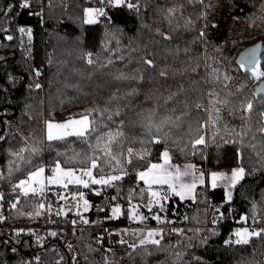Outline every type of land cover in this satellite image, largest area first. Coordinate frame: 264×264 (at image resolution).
Returning a JSON list of instances; mask_svg holds the SVG:
<instances>
[{
    "label": "trees",
    "instance_id": "trees-1",
    "mask_svg": "<svg viewBox=\"0 0 264 264\" xmlns=\"http://www.w3.org/2000/svg\"><path fill=\"white\" fill-rule=\"evenodd\" d=\"M21 2L22 0H0V135L6 136L5 141H0V173L5 177L0 179V184L5 195L3 203L7 224H29L43 215L37 217L20 214L34 211L32 204L38 203L39 199L31 196L27 199L32 203H26L21 196L17 208L10 207V202L15 200L11 186L26 178L21 172L7 178L10 159L8 149L16 151L24 146L21 136L30 138L29 146L38 144L42 149L33 157L34 162H42L45 167H50L54 166L55 160L60 159L62 166L81 167L78 162L64 165L66 157H58L57 152L72 155L71 149L79 152L86 146L74 136L49 143L45 138V122L48 120L77 118L80 113L89 109H103L106 106L113 111L118 107L121 116L115 119H124L126 125L139 119L137 112L154 107L157 108V120L188 111V115L177 122L179 127H173L169 132L167 147L173 163H194L205 167L222 165L237 156L235 147L240 143H225V140L231 141L233 137L224 135L222 139L217 134L216 144H213L210 140L213 130H206L201 134H206L208 146H197L202 149V154L200 151L193 154L190 145L184 151L177 150V145L172 141H178L179 147L183 148L188 143V136L185 135L188 125L191 123L195 128L196 122L203 123L208 119L207 112L197 110L191 102L199 101L204 108H209L208 100L211 98L208 92L212 88L219 91L223 84H227L235 93L229 99L235 101L237 106L241 101L246 103L251 100L253 103L250 114L234 110L233 115H229V106L221 107V115L237 131L243 124L240 119L242 115H250L255 122L259 119L256 114L264 110V97L256 95V88L262 80L256 79L252 71L245 72L244 67L236 61L239 53L246 47L259 41L264 43V22L258 19L264 16L261 9L264 0H211L215 7L209 11L211 25L207 27V35L203 38H198V35L205 24L198 17L204 8L199 3L189 4L187 0H139V13L126 6L101 4L100 0H30L31 6L24 9L19 7ZM8 4L14 6L13 11L4 16ZM91 6L104 8L107 16H100L93 24L84 23V10ZM172 7H177L178 10L165 19L167 9ZM185 18L193 21L188 29L184 27ZM21 27L31 29V36L27 32L21 33ZM10 35L13 38L8 40L6 36ZM164 35L171 36V39L165 40ZM87 53L92 54L94 63L91 65L87 63ZM144 60H152L154 66H148L143 63ZM257 67L259 71H264V53ZM213 69L217 70V79L210 84ZM36 70L40 71L39 76L35 74ZM161 71L167 75L161 76ZM121 74L135 75L137 79H116ZM225 76L230 79L225 81ZM37 83L41 88H35ZM132 89L136 91L129 95ZM237 89L240 91L237 92ZM172 93L177 95L165 104V98ZM112 96L117 99L107 104ZM185 100L190 102L188 109L184 108ZM172 109L176 111L173 113ZM94 115L97 119L100 118L98 114ZM140 131L138 127L126 129L127 134L133 137L139 136ZM217 144L220 146L217 147ZM129 146L136 150L145 147L139 143L126 142L125 151ZM165 146L164 143L148 145L151 154L145 156L144 160L133 156L132 164H125L130 175L115 182L120 188L119 194L116 188H107L100 196L88 189L79 188L85 192V199L92 205L84 213L90 223L65 236L66 241L70 240L75 246L81 264H103L105 255H109L118 264H144L140 256H136L134 262L130 260L125 255L130 249L117 243L121 237L115 234L109 236L105 230L114 226L113 233H117L125 228L158 226L161 223L151 219L154 214L172 221L161 224L166 228L162 244L167 247L169 243H173L175 247L149 257L147 264L165 261L166 264H173L176 257L170 253L174 252H181L183 261L188 264H196L193 257H200L202 264H259L261 251L264 249L263 235L259 238L252 237L248 244L225 243L234 239V230L241 225L242 217H247L251 224L264 225V170L254 171L264 169V163H258L257 160V164L245 168L246 175L238 182L231 200L227 199L223 187H211L199 193L196 201L170 198L163 212L157 206L153 207L151 213L147 208L141 207L139 211L149 217L142 223L133 222L126 215L106 221V217L111 214L112 205L120 204L123 209H128L129 205L124 197L129 188H137L138 191L139 188L147 187L143 181L137 184L133 170H144L149 162L158 160ZM28 155L26 152L25 156ZM110 172L120 174L105 166L104 173ZM94 173L100 175L99 172ZM76 187L70 185L67 193L75 191ZM62 191L60 187H52L48 194L52 203L57 201L54 193ZM112 196H118V199L112 201ZM105 197L109 199L106 201ZM147 199L145 193L143 202L136 196L132 203L146 204ZM99 206H103L105 211H97ZM200 206L210 209L212 215L218 218L216 223L211 218L210 226H192L191 211ZM221 213L224 215L219 218ZM95 221L100 223H91ZM172 226H180L179 229L184 230L178 235V241L173 240ZM196 229L200 231L196 232ZM211 231H215L216 235H211ZM100 237H103L102 243H97ZM204 237H207V242L201 244ZM125 238L132 240V237ZM88 244L96 251L89 252L86 247ZM189 244L193 247H186ZM18 245L20 244L0 227V264H21L22 261L37 264L35 257L38 252L32 240L26 239L17 251H12ZM106 248H111L112 252L106 253ZM60 255L64 256L61 264H72L71 257L74 254L67 250L60 254L47 252L40 257L38 264H56Z\"/></svg>",
    "mask_w": 264,
    "mask_h": 264
},
{
    "label": "snow or ice",
    "instance_id": "snow-or-ice-1",
    "mask_svg": "<svg viewBox=\"0 0 264 264\" xmlns=\"http://www.w3.org/2000/svg\"><path fill=\"white\" fill-rule=\"evenodd\" d=\"M189 4L199 3L203 6L204 11L200 14L198 19L204 21L205 27L199 30L198 38L206 37L207 35V27L211 25V21L208 19V14L211 9L215 7L211 3V0H187ZM101 4L107 3L112 7L126 6L129 10H135L139 13L140 10V2L136 0H100ZM30 0H22L19 7L21 9L29 8ZM13 5L8 4L6 6V10H4V16H7L11 11H13ZM182 7V5L180 6ZM262 11H264V5L261 6ZM177 7H172L167 9V15L165 19H168L170 16L174 15L177 11ZM32 14V13H30ZM39 15V13H36ZM84 23L93 24L96 23L95 17L99 16H107V12L104 8H87L84 10ZM259 20L264 22V16L258 17ZM171 22V21H169ZM193 21L191 18L184 19V27L188 29L192 26ZM21 33L27 32L29 36H31V29H25L23 27L19 28ZM159 31V30H157ZM163 35V34H162ZM13 37L8 36L7 39L11 40ZM163 38L165 40L171 39V36L164 35ZM187 51V50H186ZM256 49H250L248 52H245L240 57V65L244 67L246 65H258V61L255 58ZM88 59L87 63L89 65L93 64L94 61L91 58L92 54H86ZM111 63V60H109ZM143 63L148 66H154L152 60H144ZM103 67V66H101ZM139 71V70H137ZM216 69H213L210 74L209 83L211 84L213 80L217 79L216 77ZM37 76L40 75V71L36 70L35 73ZM161 76H166L167 73L161 71ZM252 75L259 79L260 77H264V71H259L258 67H253ZM116 79H132L135 80L137 77L135 75L127 76L121 74L116 77ZM225 81L229 80L230 77L225 76L223 78ZM35 88H41L39 83L35 84ZM135 89H132L128 94H134ZM237 92L240 89L236 90ZM223 93V95H222ZM177 93L170 94L167 98H165V104L168 101L173 100ZM235 93L232 92L231 89L228 88L227 84H223V86L219 89L212 88L208 92V96L211 98L208 100L209 108H204L203 103L196 101L191 102L197 110L206 111L208 114V119L203 123H197V126L193 128L192 124L188 125V132L185 134L188 136V143L184 145L183 148L179 147L178 141H172L173 144L177 145V150L184 151L191 146V150L193 154L197 151H200L202 154V149L197 146L207 147L208 143L205 139L204 133L206 130H213V135L210 137V140L213 144H216V135H221V138H224V135H230L233 137L231 141L225 140V143L228 142H238L241 145V148L248 147L256 152L258 162H264V110L259 111L256 115L259 117L255 122H253L252 117L250 115H242L240 119L243 121V124L239 126V131L235 127H232L227 120L223 118L221 115V107L227 105L229 106V115H233L234 110H240L244 113H252L253 111V103L251 100H248L246 103L241 101L237 106L236 102L229 99ZM116 96H112L107 104H111L114 100H116ZM179 103V101H178ZM184 108L188 109L190 102L185 100L183 102ZM219 105L220 107H217ZM262 105H264V99H262ZM173 113L176 111L175 109L171 110ZM94 113L99 115V119L94 115ZM157 108H151L146 110H141L136 113V116L139 118L135 122H129V124H125L124 119L116 120L115 117L121 116V111L117 107L115 111H113L110 107L101 108H92L87 110L85 113H80L79 118L71 117L64 121L63 123H54L51 120L45 122V138L51 143L53 141H64L67 137H76L77 140L80 141L81 144L86 147L81 151L77 152L75 149H71L72 155H67L66 153L57 152V156H65V160L63 161L64 165L71 164L73 162H78L81 167L72 168L62 166L61 160L57 159L54 162V166H52L48 171H50V175H45L46 168L44 164L36 163L33 160V157L38 155L42 149L38 146V144H33L31 146L28 145L29 137L21 136V140L24 142V146L20 147L18 150L13 151L12 149H8V156L10 157L8 162V179L12 178L14 173L21 172L25 175V179H20L18 183L13 184L11 186L12 193L15 196V200L10 202V207L12 209L17 208V204L19 203L20 197L23 196L25 198L26 203H32L27 198L29 196L39 199L38 203L32 204L34 208L33 212L23 213L21 215L28 216H41L43 211L46 208L45 203L43 202V198L45 196L46 190H51L52 186H59L63 190H68L70 185L77 186L75 191L68 192L65 194L64 191L59 193H54L57 196L58 201H64L65 204L61 205L58 209H53V205L51 202L47 205L48 213L55 214L57 216L64 215L67 216L69 212L73 210L72 207H68L65 209V205L68 200H75L77 203L75 204V215L79 217V221L83 224L87 225L90 221L84 216V213L88 212L92 205L89 200L85 199V192L80 191L79 188L88 189L90 192L95 194L96 196H100L101 192L106 190L107 188H116L117 193L119 194L120 188L116 185L115 182L122 181L126 176H129L130 173L126 169L125 164H132L133 156H135L139 160H144L145 156L151 154L150 148L148 145L152 144H161L164 143L165 149L161 153V158L163 159V164L161 163H151L147 165L144 170L134 169L135 175L137 177V184L139 181H143V183L147 186L146 188H129L127 195L124 197L128 202V209L125 210L122 208L120 204H115L110 207V216L106 217V219H118L121 215H126L127 218L133 222H143L149 217L144 216L139 209L141 207L147 208L148 212H152L154 206H159L161 212L165 211L166 203L170 198V196H178L181 200H184L186 196L190 195L192 191L196 187L197 181L200 184L204 183V173L201 172L199 177L195 176L192 171L195 166L194 165H185L184 172H181L179 167L173 166L170 163L171 157L169 153V149L167 147L169 132L173 127H179L178 121L182 120L183 116L188 115V111H184L181 115H177L173 117L172 115H167L164 117L156 119ZM7 123V122H5ZM138 127L141 131L139 136L133 137L127 134V128ZM140 137H143L142 139ZM14 138V137H13ZM183 137H181V140ZM6 136L0 135V141H5ZM127 143H139L144 145L140 150H136L133 147H127L125 151V144ZM220 145L217 144V147ZM259 146V151L257 148ZM29 153L28 156H25V153ZM248 159L251 160V156H248ZM107 166L112 169L113 172L118 171L119 175H114L108 173H104V167ZM26 169V171H25ZM174 169V171L172 170ZM264 169H254V171H261ZM94 172H99L100 175H94ZM192 176L191 183L182 182L181 176ZM246 175L245 168L243 166L234 168L231 170V174L228 175L224 172L213 171L209 173V177L211 180V186L215 188L217 186L218 181H225L226 187H235L236 184L242 180ZM0 179H5L3 174L0 173ZM153 185L159 186V190H154ZM93 186H100L98 188ZM164 186H167V190H164ZM19 190V191H17ZM145 193H147V203L136 204L132 203V200L139 196L141 201L143 202ZM195 199V197H192ZM228 200H231V193H228ZM5 199L4 193L0 192V202H3ZM109 198L105 197L107 201ZM112 201L118 199V196H112L110 198ZM0 207H2V203H0ZM255 207V205H254ZM82 208V211H81ZM97 211L103 212L105 208L103 206L97 207ZM217 211H219L217 209ZM223 213L220 214L219 218L223 217ZM6 217L0 216V220H4ZM151 219L157 221L158 223H172V221H167L166 218H162L159 214H154L151 216ZM187 219V217H185ZM218 218L214 217L213 223H216ZM243 220H247V217H242ZM51 223H55V221H50ZM73 225V230L75 231V225L77 224L76 220L71 221ZM91 223H100V221H95ZM20 231L18 230L17 234ZM108 235H119L121 238L117 241L121 246H127V249L130 251H126L125 255L132 260L133 262L136 259V256H140L143 260L144 264H147V259L149 257L155 256L158 252H168L169 249L174 248L175 244L169 243L167 247L162 244V240L164 238V230L163 229H148L146 232L144 229H122L120 232L112 233L108 230ZM183 229H171V232H175L180 235L183 233ZM199 229H196V232H199ZM34 234V233H31ZM211 235H216L215 231H211ZM48 235L51 237H57L59 235L56 231H49ZM264 235V228L259 230L250 231L248 228H239L236 229L233 233V236L236 237L235 240H227L226 244H248L250 242L251 237H261ZM125 237H132V240L126 239ZM156 237H160L157 239ZM191 239V238H189ZM38 242L43 240L42 237L37 238ZM103 237L97 239V243H102ZM207 237H204L200 243H206ZM149 245L153 246L152 248ZM87 249L89 252L96 251L93 249L91 244H88ZM186 247H193V245L189 244ZM68 250L73 251V245H67ZM139 249V252L137 251ZM12 251H16L15 248ZM55 251V249H53ZM106 253H111V248L105 249ZM170 255H174L176 260L173 261V264H188V262L183 261V254L181 252L170 253ZM87 261V256L84 257ZM35 260L40 261V257L37 255ZM193 260L196 261V264H202L200 257H193ZM64 261V256L60 255V259L56 261V264H61ZM72 264H78L77 258L75 255L71 257ZM21 264H30V262L22 261ZM103 264H118L117 261L111 259L109 255H105L103 258ZM160 264H166L165 262H160Z\"/></svg>",
    "mask_w": 264,
    "mask_h": 264
},
{
    "label": "built area",
    "instance_id": "built-area-1",
    "mask_svg": "<svg viewBox=\"0 0 264 264\" xmlns=\"http://www.w3.org/2000/svg\"><path fill=\"white\" fill-rule=\"evenodd\" d=\"M0 155H1V148H0ZM51 167L52 166L46 167L47 173H50L48 169H50ZM208 168L209 166L200 167L199 171L206 173L208 171ZM0 192L3 193L1 189V184H0ZM0 203H2V207H0V216L6 217L4 203L3 202H0ZM73 220L77 221V224L75 225V231L83 229L87 226L83 224L82 222H80L79 217H77L76 215L68 214L67 216H64V215L57 216L55 214L50 215L47 212L40 219H38L37 221L33 223H29V224H7L5 223V219L0 220V227L3 231L6 232V234L10 238L16 240L17 243L20 245L26 239H31L34 248H36L38 252V256L42 257L47 252H54V253L60 254L66 250L69 251L67 248V245L69 243L73 245V243L70 240L66 241L65 235L68 234L70 231H74L73 225L71 223V221ZM50 221H55V223H51ZM247 226L250 228H253V230H259V229L264 228V225H260V226L247 225ZM179 227L180 226H172V229H179ZM18 230H23V231H20L19 234H17ZM107 230L113 233L115 230V227L109 226ZM49 231H56L59 233V235L57 237H51L48 235ZM31 233H34V234H31ZM172 236H173L174 241H178V234H176L175 232H172ZM38 237H42L43 240L41 242H38L37 240ZM20 245L14 247L16 251L19 249ZM53 249H55V251H53ZM72 253L76 256L78 264H81L82 261L74 245H73ZM259 264H264V249H262L261 251V257L259 259Z\"/></svg>",
    "mask_w": 264,
    "mask_h": 264
},
{
    "label": "rangeland",
    "instance_id": "rangeland-1",
    "mask_svg": "<svg viewBox=\"0 0 264 264\" xmlns=\"http://www.w3.org/2000/svg\"><path fill=\"white\" fill-rule=\"evenodd\" d=\"M87 8L97 9V7H93V6L87 7ZM99 8H102V7H99ZM99 18H100V16L99 17H95L96 21H98ZM260 79L263 80L264 78L263 77H260ZM77 118H79V117H77ZM64 121H66V120H64ZM64 121H56V120H53L52 122H54V123H63ZM205 139L207 141L206 134H205ZM235 151H236V153L238 155L239 162L242 163L245 168H251L252 165H254L255 163L257 164L258 158H257L256 152L253 151L251 148H248V147L241 148V145L239 144L238 146L235 147ZM257 151H259V150H257ZM249 155L251 156V160L248 159V156ZM261 163H264V162H261ZM46 173H47V171H46ZM50 174L51 173H47L46 176L47 175H50ZM51 189H52V187H51ZM50 191L51 190H46L45 196L43 198V202L45 203L46 208L43 211V215L42 216H44L48 212L47 211V205H48L49 202H51V200L48 197V194H49ZM63 191L65 192V194H67V190L66 191L63 190ZM76 203H77V201H75V200H71V199L68 200L67 204L65 205V209L67 210L68 207H72L73 208V210L71 212H69L68 214L75 215V207L74 206H75ZM162 203H166V202H162ZM64 204H65L64 201H62L60 203V202H58V199H57V201H55L54 203H52L53 209H58L61 205H64ZM157 207H159V206L157 205ZM204 210L205 211L208 210V212H209V215L208 216L206 215V212ZM81 211H82V208H81ZM194 218H195V221H194ZM211 218L214 219V215H212V213L210 212V209L208 207H202V206H200L192 214V216H191V223H192V226H195V227L210 226ZM161 224L158 225V226H151V227H146V228H144V227H136V229H144L145 232L148 229H163V230H165L166 229L165 226L164 225H161ZM247 225H255V224H251L248 220H246V221L245 220H242L241 221V225L239 227L235 228V230L236 229H239V228H248L250 231H252L253 228H250ZM255 226H260V225H255ZM156 238L159 239L160 237H156ZM235 239H236V237L234 236V239L233 240H235Z\"/></svg>",
    "mask_w": 264,
    "mask_h": 264
},
{
    "label": "crops",
    "instance_id": "crops-1",
    "mask_svg": "<svg viewBox=\"0 0 264 264\" xmlns=\"http://www.w3.org/2000/svg\"><path fill=\"white\" fill-rule=\"evenodd\" d=\"M237 159H238V155L237 156L235 155V157L230 158V160H228L227 162H225L222 165L209 166L208 171L206 173H204L205 174L204 175V183L203 184H200L197 181L195 189L192 191V193L190 195L186 196V198L184 200L196 201L198 199V197H199V193H201L204 189L207 190L208 188H211L212 187L211 186V180H210V177H209V173H211L213 171H218V172H224V173L230 175L232 169L237 168V167H240V166H243L244 167V165L239 162V159L238 160ZM153 163H161V164H163V159L160 157L158 160L154 161ZM170 163L173 166L179 167V169H180L181 172H184V170H185L184 166L185 165L191 164V165H194L195 166V168L192 170L194 172L195 176L199 177V175L201 173L199 171V168L200 167L198 165L194 164V163H178V164H176V163H173L172 162V159L170 160ZM172 170L174 171V169H172ZM245 171H246V169H245ZM46 174L47 173L45 172V175ZM180 179H181L182 182L191 183L192 176L191 175L181 176ZM237 184H236V186H237ZM236 186L235 187H226V182L223 181V180H221V181H218L216 187H223L225 189L226 196L228 197V193L230 192L231 193V197H233ZM52 187H59V186H52ZM153 189L154 190H159V186L153 185ZM164 190H167V186H164ZM172 197H178V196H174V195L173 196H170V198H172ZM192 197H195V199H193ZM195 210H197V208H195V209H193L191 211L192 212L191 213V216H192V214L194 213ZM205 212H206V215L208 216L209 215L208 210L205 211ZM194 221H195V218H194ZM141 227H144V226H141ZM144 228H146V227H144Z\"/></svg>",
    "mask_w": 264,
    "mask_h": 264
},
{
    "label": "water",
    "instance_id": "water-1",
    "mask_svg": "<svg viewBox=\"0 0 264 264\" xmlns=\"http://www.w3.org/2000/svg\"><path fill=\"white\" fill-rule=\"evenodd\" d=\"M253 48L256 49L255 58L260 63L261 57H262V55L264 53V43L262 41H259V42L255 43V44L251 45V46L246 47L245 49H243L239 53V55H238V57L236 59V61H237V63L239 65H240V57H241V55H243L245 52H248L250 49H253ZM257 66L258 65H246V66H244L245 72H251L253 70V67H257ZM256 95L258 97H260V96L264 97V80L260 81V83L258 84V86L256 88ZM106 221H110V219H106Z\"/></svg>",
    "mask_w": 264,
    "mask_h": 264
}]
</instances>
